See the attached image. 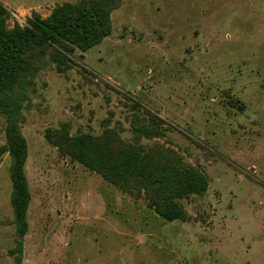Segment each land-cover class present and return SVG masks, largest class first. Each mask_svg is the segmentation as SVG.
<instances>
[{
  "label": "rangeland",
  "instance_id": "374dc122",
  "mask_svg": "<svg viewBox=\"0 0 264 264\" xmlns=\"http://www.w3.org/2000/svg\"><path fill=\"white\" fill-rule=\"evenodd\" d=\"M78 0H0L23 26ZM113 31L71 69L39 73L21 129L32 201L23 264H264V0H122ZM162 119L156 143L208 190L167 222L62 155L47 130L134 141L132 119ZM0 115V146L6 142ZM11 158H0V264H14Z\"/></svg>",
  "mask_w": 264,
  "mask_h": 264
},
{
  "label": "trees",
  "instance_id": "16d2710c",
  "mask_svg": "<svg viewBox=\"0 0 264 264\" xmlns=\"http://www.w3.org/2000/svg\"><path fill=\"white\" fill-rule=\"evenodd\" d=\"M122 0H78L56 6L43 18L33 12L25 25L7 26L10 15L0 4V115L6 119V142L0 146V158H11V206L15 226L14 247L7 252L14 264H23L25 237L29 232V208L32 196L25 172L28 144L21 129L24 110L35 91L40 72L53 67L63 74L72 66L77 51L87 52L101 44L113 31L112 13ZM134 141H126L113 129L93 136H73L68 128L49 129L47 141L74 162L135 202L144 199L153 213L167 222L185 221L188 214L180 200L208 190L207 178L183 164L171 148L156 143L151 148L141 138L164 137L162 119L144 111L132 119Z\"/></svg>",
  "mask_w": 264,
  "mask_h": 264
}]
</instances>
